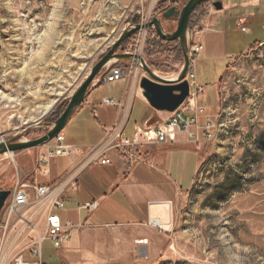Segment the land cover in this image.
Wrapping results in <instances>:
<instances>
[{
	"label": "rangeland",
	"instance_id": "374dc122",
	"mask_svg": "<svg viewBox=\"0 0 264 264\" xmlns=\"http://www.w3.org/2000/svg\"><path fill=\"white\" fill-rule=\"evenodd\" d=\"M162 1L0 0V115L7 139L45 134L50 129L45 122L57 119L133 17L140 14L139 20L148 22L174 5L169 0L158 9ZM174 1L182 8L188 0ZM206 1L191 17L193 31L212 8V0ZM176 25L177 20L171 21L166 29L173 31ZM146 30L148 38L151 28ZM141 32L127 38L120 52L135 49ZM147 38L143 52H134L157 71L177 64L176 76L184 56L175 61L154 46L147 49ZM234 63L219 85L218 103L215 88L209 89L208 103L217 109L207 115L206 126L200 118L207 129L200 170L194 188L175 202L169 226L159 229L169 234H158L157 249L140 240L135 244L145 246L142 250L123 244L122 264H264V40ZM200 71L197 64V79ZM141 75H147L143 66ZM31 150L34 169L40 148ZM23 151L0 155V189L12 191L23 184L18 159ZM17 171L21 175L13 177ZM75 215L70 212L69 218ZM144 232H137L141 242ZM117 233L131 236L128 231L113 235ZM42 246L45 261L54 263L51 242Z\"/></svg>",
	"mask_w": 264,
	"mask_h": 264
},
{
	"label": "crops",
	"instance_id": "0c3cea01",
	"mask_svg": "<svg viewBox=\"0 0 264 264\" xmlns=\"http://www.w3.org/2000/svg\"><path fill=\"white\" fill-rule=\"evenodd\" d=\"M213 2L212 8L203 14L198 28L195 31L190 28L191 36L197 33L195 37L203 45L197 64L201 69L198 79L206 83V91L199 99L200 106L205 109L202 114L204 121L201 123L200 120V123L205 126L210 122L207 115L213 114L212 109H217V106L212 108L213 105L208 103L209 89L215 88L218 103V88L224 75L238 58L264 40V0H222V10L213 8ZM176 20H165V24L167 26ZM153 31L156 29L153 28ZM127 61L134 59H125L119 64ZM176 68L177 64L170 71H158L163 77L171 78ZM127 88L128 83L124 80L102 81L91 87L87 98L72 112L62 131L65 142L80 147L82 153L98 145L121 113L117 104L109 105L104 100L122 101ZM140 88L135 84L125 125L127 136L145 126L158 127L172 115L171 112L152 108ZM205 126L199 138L178 132L173 141L143 144L137 152L142 160L131 159L129 155L113 150L108 153L112 160L110 164L98 163L86 167L78 179V189L67 193L66 207L60 211L63 222L74 227L71 230L72 240L61 248H54L51 243L54 255L50 252V257L53 256L55 262L47 263L45 259L44 262L122 264L120 249L123 244L142 250L145 246L135 244L140 240V243L147 242L154 249L159 248L156 242L158 234L164 231L167 235L170 231H160L151 225V220L156 218L167 228L178 197L189 194L194 188L206 140ZM52 144L49 142L38 148L41 151ZM31 149H23L26 151L22 150L18 155L23 184L31 192L35 185L53 184L72 166L70 158L60 156L48 164H37L36 161V168L31 169ZM18 174L21 175L15 172L13 177ZM86 202H97L98 205L96 208L83 207ZM70 212H76V215L69 218ZM116 231H128L131 236L126 239L117 233L115 237L113 234ZM137 232H144L141 235L146 237L144 242L137 237ZM116 251L119 252L117 255Z\"/></svg>",
	"mask_w": 264,
	"mask_h": 264
},
{
	"label": "built area",
	"instance_id": "2783aa9c",
	"mask_svg": "<svg viewBox=\"0 0 264 264\" xmlns=\"http://www.w3.org/2000/svg\"><path fill=\"white\" fill-rule=\"evenodd\" d=\"M137 38L136 53L141 49L147 38V30H142ZM191 68L187 73L190 81V90L187 99L172 112L171 117L158 127L139 128L132 135L125 134L127 119L133 102L135 84L139 83L141 67L131 62L126 66H114L105 76L104 81L111 83L115 80H124L128 88L124 99L120 102L106 98L104 102L117 104L121 113L106 131V135L98 145L81 152V149L64 144V136L58 134L52 145L41 150L37 162L50 163L53 156H65L73 162L66 174L51 185L39 184L31 192L28 186L21 184L12 189L2 213L0 214V264H46L43 261L42 242L49 239L54 247H63L72 239L70 224H64L57 211L64 207L66 195L69 191L77 190V182L86 167L94 163L110 164V151H117L122 155L142 160L138 149L143 144L173 141L178 132H184L190 137L197 138L201 131L200 117L205 111L199 104V99L205 93V85L196 79L195 67L202 49L201 42L192 40ZM3 120L0 115V145L6 143L8 133L3 129ZM82 154V156H80ZM80 156V157H79ZM131 158V159H132ZM83 207L96 208L97 204L86 202ZM151 225L158 229L163 223L152 219Z\"/></svg>",
	"mask_w": 264,
	"mask_h": 264
},
{
	"label": "water",
	"instance_id": "95a60500",
	"mask_svg": "<svg viewBox=\"0 0 264 264\" xmlns=\"http://www.w3.org/2000/svg\"><path fill=\"white\" fill-rule=\"evenodd\" d=\"M202 1L204 0H188L182 8L173 5L160 15H155L149 23H142L139 20L140 14L134 16L132 19L134 23L130 27L125 28L120 35L121 37L95 63L91 72L83 80V83H81V86L70 96L67 108L62 114L56 120L52 121V123L45 122V125L49 126L50 129L36 139H27L24 136L25 134L7 139L6 143L0 145V155L7 154L8 152L14 153L16 151H22L23 149L37 148L52 141L58 133L63 131L72 112L81 106L87 98L86 96L90 92V88L95 86L96 79L100 80L109 71L111 64L125 59H140V64L147 72V75L142 76L140 79V87L143 89V95L152 108L171 113L179 108L186 100L189 92V81L185 77L190 67V18ZM213 8L222 10L224 3L222 0H214ZM169 18L178 19L176 28L170 32L166 29L165 24V20H169ZM146 28L156 29L157 34L166 41H179L181 49H183L184 60L182 68L175 77L166 78L161 76L162 74H158V71L154 70L142 55L139 57L135 53L120 52V48L127 38ZM10 193V189H0V213Z\"/></svg>",
	"mask_w": 264,
	"mask_h": 264
},
{
	"label": "trees",
	"instance_id": "16d2710c",
	"mask_svg": "<svg viewBox=\"0 0 264 264\" xmlns=\"http://www.w3.org/2000/svg\"><path fill=\"white\" fill-rule=\"evenodd\" d=\"M169 0H163L159 5L158 9L163 10L166 7V4ZM176 2L174 0H172V3ZM204 2H207L206 0L201 2V4H199V6L197 7V9L195 10L194 13H198L199 9L204 5ZM193 24V21L191 20V26ZM154 46V48L156 47V50H160L161 52H166L168 53L171 57H173L175 59V61H180L182 59V57L184 56L183 53V49H181L180 43L178 40H170V41H166L164 39H162L157 33L156 31H153V29H151L148 32V39H147V43H146V47L147 49H149L150 47ZM121 62V61H120ZM170 71V70H169ZM69 102H66L64 104V110L67 108ZM63 110V111H64ZM62 111V112H63ZM61 112V114H62ZM61 114L56 115V118H58Z\"/></svg>",
	"mask_w": 264,
	"mask_h": 264
},
{
	"label": "bare ground",
	"instance_id": "6f19581e",
	"mask_svg": "<svg viewBox=\"0 0 264 264\" xmlns=\"http://www.w3.org/2000/svg\"><path fill=\"white\" fill-rule=\"evenodd\" d=\"M202 2H203V1H202ZM200 4H201V3H200ZM177 6H178V5H177ZM178 7H179V6H178ZM196 9H197V8H196ZM196 9H195V10H196ZM166 10H167V9H166ZM166 10H163L162 12H164V11H166ZM195 10H194V12H195ZM162 12H161V13H162ZM194 12L192 13L191 17L193 16ZM161 13H160V14H161ZM160 14H157V15H160ZM153 18H154V17H153ZM169 19H172V18H169ZM190 19H191V18H190ZM177 20H178V19H177ZM191 20H192V19H191ZM151 21H152V19H151ZM149 22H150V21H148V22H142V23H149ZM190 28H191V21H190ZM146 29H150V28H146ZM151 29H153V28H151ZM143 30H144V29H143ZM141 31H142V30H141ZM138 33H139V32H138ZM136 34H137V33H136ZM193 34H195V35H193ZM193 34H192V36H191V33H190V36H189V38H190V39H189V49H190V45H191L192 40H194V39L197 40L196 37H195L197 33H193ZM133 36H135V34H134ZM145 41H146V40H145ZM197 41H198V40H197ZM200 42H201V41H200ZM201 44H202V43H201ZM121 47H122V46H121ZM202 48H203V45H202ZM127 52L133 53L134 51H132V50H128ZM123 53H124V52H123ZM134 53H135V52H134ZM135 54H136V53H135ZM137 55H138L139 57L141 56V54H140V55L137 54ZM142 56H143V55H142ZM143 57H144V56H143ZM198 59H199V58H198ZM135 60H137V62L139 61V63H140V59H139V58H138V59H134V61H132V62L137 63V62H135ZM122 61H124V60H122ZM197 61H198V60H197ZM197 61H196V63H197ZM118 62H120V61H118ZM130 63H131V62H130ZM130 63H127V62H126V64H130ZM139 63H137V64L139 65V67H141L140 69H141V71H142V65L139 64ZM190 63H191V49H190V62H189V64H190ZM126 64H119V63H117V62H116L115 64H111V67L109 68V71H110L111 68L114 67V66H126ZM196 65H197V64H196ZM190 68H191V64H190V67H189L188 71L190 70ZM109 71H108V72H107V73H106V74H105L100 80L96 79V83H99V82L104 81V78H105V76L109 73ZM141 71H140V73H141ZM188 71H187V73H188ZM140 73H139V78H138V81H139L138 86H139V87H140V83H141V80H140V79H141V77H142V75H141V77H140ZM157 73H158V72H157ZM187 73H186V77H185V79H187ZM158 74H160V73H158ZM161 76H162V75H161ZM174 77H175V76H174ZM196 79H197V78H196ZM115 81H116V80H115ZM188 81H189V79H188ZM105 82H106V81H105ZM198 82H199V81H198ZM96 83H95V84H96ZM140 89H142V88H140ZM142 90H143V89H142ZM189 90H190V81H189ZM188 93H189V92H188ZM188 95H189V94H188ZM187 97H188V96H187ZM186 99H187V98H186ZM52 105H53V104H51L50 106H48V107L46 108V110L43 111V114H46V112L52 107ZM203 113H204V112H203ZM203 113H202V114H203ZM201 116H202V115H201ZM200 118H201V117H200ZM58 134H62V135L64 136V134H63L62 132H60V133H58ZM58 134H57V135H58ZM199 134H200V132L196 135L197 138H198ZM57 135H56V136H57ZM56 136H55V137H56ZM55 137H54L53 140L50 141V142H54ZM48 143H49V142H48ZM48 143H47V144H48ZM64 144H66V145L69 144V143L67 144V143L65 142V136H64ZM45 145H46V144H45ZM69 145H71V144H69ZM42 146H43V145H42ZM72 146H74V145H72ZM38 147H39V146H38ZM38 147H37V148H38ZM75 147H78V146H75ZM78 148H80V147H78ZM60 156H61V155L53 156V158H55V157H60ZM62 157H65V156H62ZM66 158H67V157H66ZM52 160H53V159H52ZM52 160H51V161H52ZM51 161H50V162H51ZM38 163H39V162H37V164H38ZM72 164H73V162H72ZM94 164H98V163H94ZM89 166H90V165H89ZM58 180H59V179H58ZM55 182H56V181H55ZM53 184H54V183H53ZM44 185H46V184H44ZM50 185H51V184H50ZM77 187H78V182H77ZM77 189H78V188H77ZM74 191H76V190H74ZM8 198H9V197H8ZM7 200H8V199H7ZM7 200H6V202H7ZM6 202H5V204H6ZM65 203H66V200H65ZM92 203H96V204L98 205L97 202H92ZM5 204H4V205H5ZM66 204H67V203H66ZM66 204L64 205V207H63L62 209H60V210L57 211V214L59 215L60 218H61V216H60V211H62V210L66 207ZM5 206H6V205H5ZM5 206H4V207H5ZM3 209H4V208H3ZM3 209H2V211H3ZM2 211H1V213H2ZM1 213H0V214H1ZM61 220H62V222H63V219H62V218H61ZM63 223H64V222H63ZM64 224H66V223H64ZM67 224H70V228H74L73 225H72L71 223H67ZM67 224H66V225H67ZM45 240H49V239L46 238V239L43 240V242H44ZM50 241H51V240H50ZM43 242H42V244H43ZM70 242H71V241H70ZM70 242H69V243H70ZM51 243H52V242H51ZM67 244H68V243H67ZM52 245H53V243H52ZM65 245H66V244H65ZM53 246H54V245H53ZM54 248H55V247H54ZM56 248H58V247H56ZM60 248H61V247H60ZM41 249H42V252H43V261H44V249H43V246H42Z\"/></svg>",
	"mask_w": 264,
	"mask_h": 264
},
{
	"label": "flooded vegetation",
	"instance_id": "af4514ba",
	"mask_svg": "<svg viewBox=\"0 0 264 264\" xmlns=\"http://www.w3.org/2000/svg\"><path fill=\"white\" fill-rule=\"evenodd\" d=\"M172 4H174V5H178L179 6V4H177V2H173ZM180 7V6H179ZM149 32V31H148ZM148 39V38H147Z\"/></svg>",
	"mask_w": 264,
	"mask_h": 264
}]
</instances>
